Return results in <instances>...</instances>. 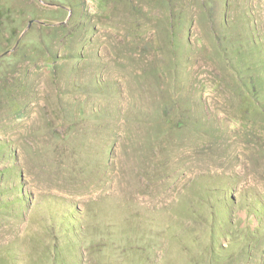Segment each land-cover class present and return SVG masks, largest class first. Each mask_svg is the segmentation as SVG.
<instances>
[{"label": "rangeland", "instance_id": "obj_1", "mask_svg": "<svg viewBox=\"0 0 264 264\" xmlns=\"http://www.w3.org/2000/svg\"><path fill=\"white\" fill-rule=\"evenodd\" d=\"M0 264H264V0H0Z\"/></svg>", "mask_w": 264, "mask_h": 264}]
</instances>
